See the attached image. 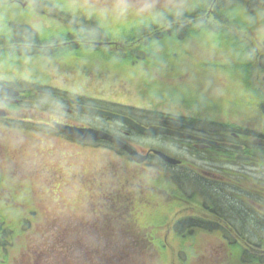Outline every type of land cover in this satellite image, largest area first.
<instances>
[{
  "label": "rangeland",
  "instance_id": "rangeland-1",
  "mask_svg": "<svg viewBox=\"0 0 264 264\" xmlns=\"http://www.w3.org/2000/svg\"><path fill=\"white\" fill-rule=\"evenodd\" d=\"M225 2L249 25L254 46L235 35L236 22L223 27L220 39L211 20L196 37L185 23H168L196 10L201 0H0V73L8 70L1 57L9 52L6 45L26 33L48 42L85 31L90 41L117 45L98 48L78 39L36 55L23 49L24 58L9 62L22 65L25 79L37 75L50 84L56 106L78 96L85 104L133 112L148 125L166 116L192 119L220 142V150L201 151L187 139L143 136L120 123L81 118L142 154L159 149L182 160L192 171L184 190L193 199L184 203L173 195L178 186L171 180L185 173L181 168L155 157L135 168L113 146L72 144L49 134L42 122L14 125L0 146V264H264V210H257L264 207V150H257L261 162L245 164L227 145L233 132L249 144L264 128V117H256L264 115V0ZM141 46L147 54H138ZM52 107L44 96L29 98L17 117L43 121ZM196 174L217 187L211 200L194 185ZM129 179L136 190L119 186ZM102 185L120 198L96 195ZM247 196L251 208L241 200ZM208 201L220 208L205 207ZM148 219L151 227L139 229ZM219 226L221 234L207 230ZM151 236L161 244L142 243Z\"/></svg>",
  "mask_w": 264,
  "mask_h": 264
},
{
  "label": "flooded vegetation",
  "instance_id": "flooded-vegetation-1",
  "mask_svg": "<svg viewBox=\"0 0 264 264\" xmlns=\"http://www.w3.org/2000/svg\"><path fill=\"white\" fill-rule=\"evenodd\" d=\"M88 34H82L80 37L81 40L84 41L85 44L92 45L93 41L89 40ZM10 45H6L9 52L6 54V51L2 54L1 57H3V63L8 67L3 70L0 73V87L4 89H9L11 93H15L14 95L9 94H2L0 93V108L5 110L6 116L0 117V146L3 145L2 138L4 136H7L10 131H13V126L18 125L21 123H40L42 122V125L46 131L51 134L50 131L54 132V137L61 138L67 142H71L72 144H77L72 142L68 137L63 135L62 133L58 132L52 127L53 122L62 123L66 125H72V126H78V127H93V123H86L84 120L81 121L82 117L90 116L95 119H98V117H95L90 114H85L79 110H77V107L80 105H87L82 103L81 97L77 98H67V99H59L60 106H56L57 97L55 95L54 90H52V86L50 84H47L43 79L39 78L37 75H33L31 79H25L24 73L21 72V66L18 62L16 63H10L9 59L18 61L22 58H24L26 55L22 52L23 49L28 50L32 54H37L38 52L45 51L47 52L50 49H62L67 44H70L69 41H62V39H51L48 42H42L40 38L36 39L34 36H29L28 33H26L25 38L21 37L20 39H15L10 41ZM11 46V47H9ZM5 58V59H4ZM6 60V61H5ZM13 66L12 69L10 66ZM37 96H44L47 98V100H50L53 104V107L48 112L49 116L42 121V119L38 118L36 122L33 120H27V118H20L17 117V113L20 111V108L24 104V102L29 98H35ZM32 121V122H31ZM261 136H258L259 138H264V128L261 132ZM190 134L192 137H189L188 140L191 141L196 147L198 145L205 146L206 144H209L208 138L205 133H202L201 131L195 130L190 131ZM244 135L240 132L237 136L234 137V139L231 140L230 143L227 145L230 147V152L233 154L234 159L241 163H251V164H258L262 161V158L258 155L256 150L264 149L263 146H258L253 143L254 138L251 139V143H247L244 141L243 138ZM250 136L245 138L246 140L249 139ZM220 145V143H219ZM218 145V146H219ZM209 148V147H208ZM205 148V149H208ZM223 151H227L226 149H222ZM230 153V154H231ZM238 154H245V155H251L257 157L259 160L257 162L254 161H243L238 160L237 155ZM1 163L4 165V161L1 160ZM2 181L0 180V183ZM246 205L249 207L252 206V199L250 197H241ZM264 201V197L260 198ZM257 210H264L263 203L258 204ZM213 211H215L214 208L211 207ZM216 214H219L218 211L215 212ZM224 227H214V228H208L207 230L211 233L215 234H221Z\"/></svg>",
  "mask_w": 264,
  "mask_h": 264
},
{
  "label": "trees",
  "instance_id": "trees-1",
  "mask_svg": "<svg viewBox=\"0 0 264 264\" xmlns=\"http://www.w3.org/2000/svg\"><path fill=\"white\" fill-rule=\"evenodd\" d=\"M213 1L214 0H201L200 6L196 10L192 11L190 14L184 15V18H174L173 17L172 19H170L168 21V23L173 27V26H176L177 23L183 22V23H185V27H186L185 31H187V33L189 35H191L192 37H196L197 32L194 30H196L198 28L200 30V33L204 34L203 31L206 30V28L204 27V23L206 24L208 20H211V21L215 22V26L211 27L212 31L218 32V34L214 33V35L218 39H220L221 31H224L223 27L230 26V25H232L233 22H236L237 25H240V29L237 30V33L235 35L242 41L243 44H245L248 41L253 45V42H252L249 34H246V27H248L249 25H247L246 22L239 21V17L236 15L235 11H233V12L231 11V7H230L229 11H228V7L225 8V6H227V4L225 2L226 0H216L214 4H213ZM234 1L241 2V3L246 4L247 6H250L247 2H245V0H241V1L240 0H230V3L234 2ZM241 3H238V4L241 6ZM210 6H212V12L211 13L209 12ZM233 14L235 15V18H234ZM217 26L220 28H216ZM146 50L147 49L144 46H141L139 49H137L138 54H139V52H142L144 54V51H145V54H147ZM117 54H121L122 57H124L125 59L128 58L126 55V50L122 51L121 48L120 49L118 48ZM138 54H137L138 57L136 56V58H135L136 61L142 60ZM158 56H154L155 59L161 60L162 57L160 55H158ZM133 57L134 56L130 57V60H132ZM136 63H140V61H137ZM128 116L137 120L135 115L133 116L132 114H128ZM153 116H155V114ZM166 118H167V116H166ZM168 118H173V119H177V120L182 121L179 118H175V117H171V116H169ZM151 119H153V118H151ZM182 122H184V120ZM198 123H200V122H196L195 120H192V119L188 121V124L194 126L196 129H198V128L201 129L202 127H199ZM209 130H212V129H209ZM236 130L238 131L239 129L236 128ZM183 171H185V173H183V172H181L179 174L176 173V176H173V179L171 177V180L173 181V183L178 186L177 194H173V195L177 196L180 199V202L188 203L190 198L193 199V196L189 195L187 193V191L184 190V185L186 184L187 177H189L191 174L190 173L191 170L184 168ZM191 176H192V174H191ZM193 177H194V182H196V184H194V185H197L198 187H201L202 189L205 190V192H206L205 194L208 195L207 196L208 200H211L213 195H217L216 190H218V189H216L217 187L214 184L200 180L201 176L198 177L197 174L193 175ZM130 180L131 179H129L128 181L124 180L125 186H122L121 183L119 186L122 188L129 187L128 185H130L131 181H132V180L131 181ZM122 184H123V182H122ZM101 187H103L102 189H104L103 193L102 194L96 193V195L101 196V198L113 197L115 195H117L120 198V194H118L117 191L108 190V186H106V188H105V185H102ZM209 203H211L213 206H210ZM204 206L208 207V208L209 207L216 208L214 206H217V209L220 208L219 205H215V203L209 202V201H208V206H207V204H204ZM170 211H171V209H170ZM219 214L222 215L221 213H219ZM151 220L152 219H148L146 222L143 223V225H141L138 228L139 229H146V228H148V226L151 227V225H149L152 222ZM191 227H193V226H191ZM5 235H6V233H5ZM142 239H143L142 243L143 244L145 243L146 245L151 246V243L152 244L155 243L157 245L161 244V242H158L152 236L150 239L146 238V237H142ZM4 246H6V243H4L3 247ZM160 255H161V253H160Z\"/></svg>",
  "mask_w": 264,
  "mask_h": 264
},
{
  "label": "water",
  "instance_id": "water-1",
  "mask_svg": "<svg viewBox=\"0 0 264 264\" xmlns=\"http://www.w3.org/2000/svg\"><path fill=\"white\" fill-rule=\"evenodd\" d=\"M0 91L4 92L5 90L0 89ZM79 109L87 113L96 114V115L103 116V117H109V118H113L118 121H121L142 135L155 136L159 134H176L181 137L189 136L187 134L180 133L174 130H170L168 128H163V127H158V126L144 127L128 117L118 115L115 113H111V112H107V111H103V110H99L96 108L80 106ZM4 115H5V112L0 110V116H4ZM166 123L171 124L176 127H180V128H187V126L182 125L178 122L167 121ZM54 126L60 131L64 132L65 134H67L68 136L76 140L109 142L123 149L124 151H126L131 156L132 160L138 164L144 163L147 159V155H142L138 153L134 148L129 146L127 143L123 142L122 140L118 139L117 137L113 136L112 134L106 131L92 129V128H77V127L62 125L58 123H54ZM254 143L257 145H264V141L261 139L255 140ZM151 152H153L155 155L160 157L167 164H170V165L181 164L180 160L170 157L163 152H160L157 150H151ZM237 157L238 159H241V160H254V161L257 160L256 158L249 157L246 155H237Z\"/></svg>",
  "mask_w": 264,
  "mask_h": 264
},
{
  "label": "bare ground",
  "instance_id": "bare-ground-1",
  "mask_svg": "<svg viewBox=\"0 0 264 264\" xmlns=\"http://www.w3.org/2000/svg\"><path fill=\"white\" fill-rule=\"evenodd\" d=\"M195 31L200 33V30H199L198 28H197ZM263 140H264V139H263ZM256 151H257V150H256ZM257 153L259 154L258 151H257Z\"/></svg>",
  "mask_w": 264,
  "mask_h": 264
}]
</instances>
